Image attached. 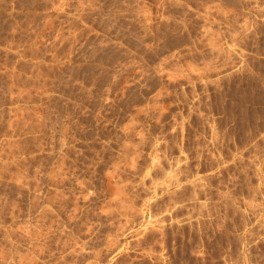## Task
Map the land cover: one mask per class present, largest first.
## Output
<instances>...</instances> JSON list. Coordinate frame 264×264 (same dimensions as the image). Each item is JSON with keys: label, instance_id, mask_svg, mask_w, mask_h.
<instances>
[{"label": "rangeland", "instance_id": "obj_1", "mask_svg": "<svg viewBox=\"0 0 264 264\" xmlns=\"http://www.w3.org/2000/svg\"><path fill=\"white\" fill-rule=\"evenodd\" d=\"M0 264H264V0H0Z\"/></svg>", "mask_w": 264, "mask_h": 264}]
</instances>
